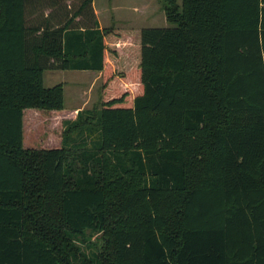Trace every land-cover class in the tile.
<instances>
[{
	"label": "trees",
	"instance_id": "obj_1",
	"mask_svg": "<svg viewBox=\"0 0 264 264\" xmlns=\"http://www.w3.org/2000/svg\"><path fill=\"white\" fill-rule=\"evenodd\" d=\"M36 1L0 0V264H264L260 0H161L170 27L103 30L33 20ZM47 59L101 72V102L29 145L64 111Z\"/></svg>",
	"mask_w": 264,
	"mask_h": 264
},
{
	"label": "rangeland",
	"instance_id": "obj_2",
	"mask_svg": "<svg viewBox=\"0 0 264 264\" xmlns=\"http://www.w3.org/2000/svg\"><path fill=\"white\" fill-rule=\"evenodd\" d=\"M54 1V0H52ZM50 0H38L33 2L31 6V13L36 14L35 18L43 17L45 13H48L53 6V2ZM65 7L68 5L70 9L68 12L79 13V5L81 0H74L70 3H65ZM93 8H86L80 12V15H86L92 11H97L96 16L100 23L103 25V29H152L162 28L169 26L164 20V12L162 8L161 0H91ZM143 5V6H141ZM139 11H133V7H139ZM149 11H146L147 9ZM136 10V9H135ZM30 13V14H31ZM153 15V16H150ZM62 17V16H60ZM55 19L54 22L61 23L62 18ZM93 19H96L93 15ZM80 23H86L84 20H80ZM91 24V21L87 22ZM53 63V62H52ZM51 59H47L44 62L43 68V85L46 88L53 87L61 84L63 87V102L64 111L62 114H55L52 118L51 115H44L43 118L37 117V123L30 125L26 129L25 137L29 145L37 142L38 139L42 138L50 146L59 144L60 134L62 131L61 121L63 119H74L72 108L75 106L78 108L91 109L95 106H99L101 102V78L91 77L92 73L81 72V71H63L56 68H52ZM72 110V111H71ZM71 111V112H69ZM29 112L35 110H26L24 114V121L29 115ZM51 113V112H50ZM53 116V115H52ZM49 117V118H48ZM51 117V118H50ZM39 118V119H38ZM31 123V122H29ZM31 140L33 142H31ZM25 144V140H24ZM75 244L80 248L86 255H92L96 249L99 248L101 240L97 234L86 232L83 236L75 239Z\"/></svg>",
	"mask_w": 264,
	"mask_h": 264
},
{
	"label": "crops",
	"instance_id": "obj_3",
	"mask_svg": "<svg viewBox=\"0 0 264 264\" xmlns=\"http://www.w3.org/2000/svg\"><path fill=\"white\" fill-rule=\"evenodd\" d=\"M71 1H74V0H66L65 3L68 4ZM178 2H180V0H178ZM92 3L93 2L91 1L90 8H93V7H91V6H93ZM260 3H261L260 6L263 8V14H264V0H260ZM80 4H81V2H80ZM141 6H143V5H141ZM141 6L133 7L132 9H133V11H139L141 9ZM68 9H70V6L68 5L67 7H65V5L63 4V1H60L59 5H53L51 7V9H49L50 11L48 13H45V15H43V17H41V16L39 17V20H41V21L46 20L48 22V25H50V26H60L64 23H66L67 21H70L71 26H77L81 19L84 20V17L82 15H76V13L68 12ZM146 11H149V9H147ZM92 12H93L94 17L96 18V19H94V21L97 22L98 29L103 30V28H104L103 25L100 23V21L96 17L98 15L97 11H92ZM35 16H36V14H31V18H35ZM60 16H62V17H60ZM150 16H153V15L150 14ZM59 17L62 18L61 23H57V22L55 23L54 20L58 19ZM164 20L166 21V19H164ZM166 23H167V21H166ZM168 25L169 26H167V27H170V24H168ZM162 28H165V27H162ZM52 61L53 60L51 59V63H52ZM65 71H70V70H65ZM71 71H81V72H88V73L90 72L93 74V76H91V77H95L98 79L101 78V72H97V71H89V70H71ZM62 89H63V87H62ZM63 94H64V92H63ZM83 109H85V108L84 107L78 108L76 106L74 108H72V110L75 112H77L78 110H83Z\"/></svg>",
	"mask_w": 264,
	"mask_h": 264
}]
</instances>
